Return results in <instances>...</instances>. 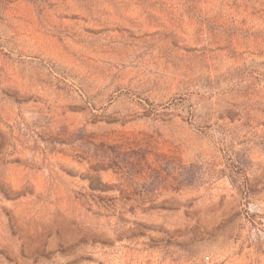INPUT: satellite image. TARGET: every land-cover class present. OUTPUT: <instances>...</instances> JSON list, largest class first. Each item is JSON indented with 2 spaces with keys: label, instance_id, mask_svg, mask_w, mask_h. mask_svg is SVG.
<instances>
[{
  "label": "rangeland",
  "instance_id": "374dc122",
  "mask_svg": "<svg viewBox=\"0 0 264 264\" xmlns=\"http://www.w3.org/2000/svg\"><path fill=\"white\" fill-rule=\"evenodd\" d=\"M0 264H264V0H0Z\"/></svg>",
  "mask_w": 264,
  "mask_h": 264
}]
</instances>
